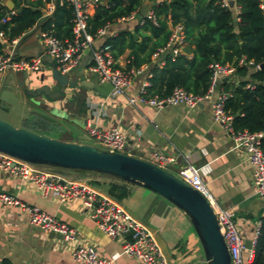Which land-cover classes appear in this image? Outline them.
<instances>
[{"label":"crops","instance_id":"0c3cea01","mask_svg":"<svg viewBox=\"0 0 264 264\" xmlns=\"http://www.w3.org/2000/svg\"><path fill=\"white\" fill-rule=\"evenodd\" d=\"M6 1L8 0H0L3 4ZM56 1L51 2L54 8ZM82 1L89 3L91 0ZM147 1L144 0V3ZM221 1L234 3V0ZM148 2L150 9L170 0ZM229 9L235 16L237 15L238 8L235 3ZM89 13L90 16L93 15L94 7L89 9ZM45 15L46 12L43 10L42 19L51 17ZM138 23L141 24L139 21H132L111 25L108 33L116 34L118 30H131ZM38 30L39 26H36L24 34L15 48L16 57L25 40L33 37ZM40 46L35 39L29 41L23 50L30 49L34 51V55H38ZM96 46H99V43ZM11 49V45L0 35V53H8ZM129 53L130 50H125L117 60L114 59L119 69L127 70ZM183 54L182 50L181 55ZM186 56L188 59L191 58V54ZM150 61L149 64L140 67L141 75L132 79L124 95L117 96L109 83L101 82L96 74L88 72L87 66L90 63L88 52L78 65L80 69L77 66V71L74 72L73 69V73L67 77L68 87L62 99L52 103L47 97H36L42 110L34 111L32 118L25 120L21 129L51 138L49 134L52 132L66 134L62 130L66 129V123L73 125L74 122H82L84 125L82 132L75 135L67 133L69 137L55 140L88 145L85 141L92 139L85 128L86 123L100 129L118 128L126 138L124 154L150 161L152 153L162 152L174 158V162L166 169L176 176L188 164L199 169L204 187L215 207L232 213L234 225L240 235L244 240L251 238L256 225L264 216L262 201L253 186V171L243 151L238 149L214 122L209 103L205 102L194 110H188L183 106L155 110L140 104H128L129 99L138 95L146 76H152L155 67L161 68L154 59ZM4 75H0V81ZM20 78H23L25 91L43 85H49L51 93H56L59 89L58 83L52 84L53 75L47 69L39 73H20ZM225 79L226 82L223 79L218 85L217 92L225 93L221 84L231 85L237 81L234 75ZM84 174L85 181H77L89 183L88 185L99 193L117 202L138 222L146 225L154 233L160 249L170 264H203L199 240L191 230L188 218L180 210L142 187L102 175L90 177L89 174ZM0 194L12 196L27 207L37 208L77 232L76 240L73 243L67 242L51 232L30 225L27 210L0 203V262L80 264L73 260L72 248L75 245H91L105 258L119 254L115 264H138L135 258L121 253L120 238H110L98 229L91 213L82 206L80 200L63 203L51 195L44 196L33 184L2 171Z\"/></svg>","mask_w":264,"mask_h":264},{"label":"built area","instance_id":"2783aa9c","mask_svg":"<svg viewBox=\"0 0 264 264\" xmlns=\"http://www.w3.org/2000/svg\"><path fill=\"white\" fill-rule=\"evenodd\" d=\"M66 1L73 6L72 39L59 40L54 36L51 25L48 30H41L36 36L39 39L38 42L45 47V51L43 52L41 49L35 57L22 59L16 57L15 48L24 34L8 41L0 32V35L4 37V41L12 47L8 53H0V75L24 72L39 73L43 69H47L67 76L80 65L85 53L89 52L88 72L96 74L101 82L109 83L115 95H124L132 79L141 75V68L129 70L115 68L111 47L105 43L109 36L110 25L99 28L93 36L87 33V20L90 17L89 9L95 8L98 0H91L89 3L82 0ZM50 4L45 9V16H51L54 11V5ZM221 5L224 8H229L228 3L224 1H221ZM10 15L7 16V19ZM143 19L155 22L151 9H148L144 17L138 11H134L120 18L119 22L139 21L142 24ZM181 31V26L174 27L166 45L152 54L151 59H154L159 67L164 66L165 56L174 59L182 54L184 42ZM98 43L99 46H96ZM239 64L243 65V60ZM208 68L211 71V76L208 89L204 95L188 93L180 87H175L167 96L150 95L148 94V88L150 87L149 79L151 76H146L140 86L138 95L129 99L128 104H140L155 110L175 106H183L188 110H194L205 102L209 103L214 122L222 128L237 148L243 151L247 163L252 168L253 186L257 196L262 201L264 210V155L260 148L263 134L250 133L247 130H236L233 127V116L225 111L224 105L228 94L217 92V87L223 79L233 76L235 69L229 65L214 63L209 64ZM256 68L259 69V66ZM85 128L94 142L93 146L110 152L123 153L126 138L118 128L100 129L90 123H86ZM148 162L167 170L166 167L174 162V158L162 152H154ZM0 171L20 177L22 181L33 184L40 194L44 196L51 195L63 203L76 199L80 200L82 206L91 213L98 229L110 238H120L122 240L121 253L135 258L138 264H170L160 249L154 233L146 225L138 222L117 202L99 193L90 185L68 180L60 171L32 166L2 153H0ZM177 177L203 195L212 206L219 230L230 254L231 264H251L254 259L256 241L260 235L261 222L256 225L251 238H249L250 248H246L244 238L234 225V215L215 207L204 187L200 170L188 164L178 172ZM0 203L4 206H19L27 210L29 212V223L34 227L58 234L63 240L70 243H73L77 238V232L72 227L37 208L27 207L12 196L0 194ZM118 255L115 254L110 258L102 257L91 245H75L72 248L73 260L80 264H115ZM0 264L9 263L0 262Z\"/></svg>","mask_w":264,"mask_h":264},{"label":"trees","instance_id":"16d2710c","mask_svg":"<svg viewBox=\"0 0 264 264\" xmlns=\"http://www.w3.org/2000/svg\"><path fill=\"white\" fill-rule=\"evenodd\" d=\"M9 1L13 4L12 11L0 2V32L8 41L36 26L48 30L51 25L56 38L72 39L73 6L66 0H57L51 17L43 19V10L53 0ZM234 3L238 8L236 16L222 7L221 0L163 2L150 8L154 23L143 19L142 24L131 30L109 34L105 43L110 45L115 60L130 50L126 69H138L149 64L152 54L168 42L172 29L181 26L184 54L174 59L165 56L164 66L153 69L148 94L167 96L180 87L188 93L204 95L211 76L209 64L229 65L235 69L237 81L235 85L221 84L228 94L225 111L233 116L236 130L263 134L260 148L264 155V70L256 68L264 63V2L234 0ZM143 5L144 0H98L87 20V33L93 36L103 26L119 25L120 18L139 12ZM187 54H191L190 59ZM241 60L243 65L239 64ZM260 222L251 264H264V216Z\"/></svg>","mask_w":264,"mask_h":264},{"label":"water","instance_id":"95a60500","mask_svg":"<svg viewBox=\"0 0 264 264\" xmlns=\"http://www.w3.org/2000/svg\"><path fill=\"white\" fill-rule=\"evenodd\" d=\"M4 5L10 11L13 10L9 0ZM228 5L232 8L234 3L229 2ZM149 6L147 1L140 8L142 17L146 15ZM259 70H264V63L259 65ZM52 79V84L59 85L56 93H51L49 85H43L26 90L25 94L33 98L44 96L52 103L62 99L68 87V79L64 78L65 81L54 76ZM0 153L32 166L68 173L103 175L151 191L188 218L202 247L206 264H231L229 251L210 203L198 191L165 169L124 153L110 152L93 145L58 141L26 129L14 128L2 120ZM250 246V239L245 240V247Z\"/></svg>","mask_w":264,"mask_h":264},{"label":"rangeland","instance_id":"374dc122","mask_svg":"<svg viewBox=\"0 0 264 264\" xmlns=\"http://www.w3.org/2000/svg\"><path fill=\"white\" fill-rule=\"evenodd\" d=\"M40 29L37 31L36 34H34L33 37H30L25 40L24 44L22 45V48L20 51L17 53V58H22V59H30L35 57L34 51L30 49L23 50V48L29 43L31 40H37L39 41L38 38L35 36L40 33ZM42 51H45V47L43 45L40 46ZM88 55V52L85 53V56ZM84 56V57H85ZM78 66L77 68H79ZM77 68H75L74 72L77 71ZM51 75H53L55 78L63 79L66 81V79L70 74L69 73L67 76L60 75L59 73H55L53 71H50ZM92 74V73H91ZM4 75L2 80L0 81V120L8 123L9 125L13 126L14 128H23L24 127V121L31 119L32 115L34 114V111L42 110L40 107L41 105L39 104V100L36 98H29L28 96L25 95V86L23 83V78H20V73H10L6 77ZM236 82H234L231 85H235ZM68 129V130H67ZM84 129V125L81 122H74L73 125L66 123V129H62L65 131L62 134L60 132H52L49 134L51 138L54 139H60V138H67L69 137L68 134L73 133V135L82 132ZM68 133V134H67ZM67 135V136H66ZM85 144L88 145H94L93 140H88L85 141ZM126 150L124 149L123 153ZM60 173L63 174V176L68 179V180H78V181H85L83 176L86 177V175L83 172H75V174L68 173V172H62ZM88 176L90 177H96L100 175H94V174H89ZM89 184V183H88ZM168 202V201H167ZM172 205V204H171ZM191 230L193 232L194 229L191 226ZM196 234V233H195ZM200 244V243H199ZM201 248V255L204 258V253ZM203 264H206L205 258Z\"/></svg>","mask_w":264,"mask_h":264}]
</instances>
